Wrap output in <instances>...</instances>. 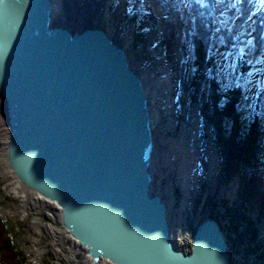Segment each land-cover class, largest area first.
<instances>
[{
  "label": "water",
  "instance_id": "95a60500",
  "mask_svg": "<svg viewBox=\"0 0 264 264\" xmlns=\"http://www.w3.org/2000/svg\"><path fill=\"white\" fill-rule=\"evenodd\" d=\"M55 6L0 0L4 157L19 195L53 210L89 264H234L211 216L177 247L152 190L153 90L122 39L56 24Z\"/></svg>",
  "mask_w": 264,
  "mask_h": 264
},
{
  "label": "rangeland",
  "instance_id": "374dc122",
  "mask_svg": "<svg viewBox=\"0 0 264 264\" xmlns=\"http://www.w3.org/2000/svg\"><path fill=\"white\" fill-rule=\"evenodd\" d=\"M65 1L61 0L63 5ZM74 1L72 0V4ZM76 1L80 3L77 6L76 17L81 16L83 12H88L93 19L100 18L101 22L105 10L111 13L113 28H115L111 31L113 33L111 38L114 41L119 42L122 39L121 35L127 30L131 33L132 41L126 51L132 53L133 60L139 64L135 66L137 69L149 66L147 64H155L154 67H150L151 72L158 70L157 74H160L159 71H162L164 83L167 80L171 83L172 80L169 96L173 99L165 104V109L171 110L162 114L154 124L153 137L157 157L152 165V190L160 192L162 198L167 201L171 235L177 247L188 251L195 224L205 216L213 214L218 217L219 221L215 219L220 225L224 224L231 228V222H233L241 235L237 241L242 239L243 242L236 248L237 252L233 253L230 249L233 259L239 264H264V219L260 217L258 206L254 202L246 201L241 204L240 184L237 177L229 180L221 177L218 166L219 155L215 149L211 122L204 123L201 116L204 113L207 119L212 118L210 102L207 100V96L211 93V81L208 77L199 81L198 86L201 89L194 97L197 102L194 103L190 100L193 94L182 79L180 67L184 60V53L178 47L186 43L183 29L179 27L173 36L171 48L175 47L174 54L171 55L168 52L165 55L163 49L159 47L162 42L168 41L167 34L164 32V18L160 17L162 12L154 15L152 23L146 21L141 26L136 19L126 18L125 7L130 5L140 12L149 10L150 15L153 9H147L141 4V6L137 4L136 7L133 0L129 2L123 0L122 3H119V0ZM142 1L145 2V0ZM261 3H264V0H258L256 10ZM73 24L75 25L71 27L74 30L87 26L78 22ZM120 26L121 29H119ZM142 28L145 29V35L136 41L134 34ZM190 43L193 42L190 41ZM172 56L173 58L175 56L174 62H172ZM166 63L172 67L173 77V72H168ZM7 131L4 102L0 98V152L4 151ZM182 153L187 159L190 158L187 168L182 166ZM4 159L5 157L0 155V216L12 224L13 241L25 255L24 264H89L84 252L75 253V244L66 237L57 241L55 239V242L49 239L45 232L48 229L44 230L43 226L49 224L60 228L56 215L52 213L53 211L51 213L47 211L43 217L41 211L35 207V203L31 205L30 199L26 200L24 199L26 196L19 195L24 194L23 189H19L16 183L11 182V174L7 171ZM188 168L192 172L189 176ZM187 185V191L184 192V187ZM234 215H244L252 220L253 224L249 227L245 220L236 218ZM247 227L250 231L256 232V243L260 244V248L254 250L256 243L253 245L250 240H247V234H251L247 231ZM52 233L50 229L48 234L51 238L54 237ZM229 234L237 239L232 230Z\"/></svg>",
  "mask_w": 264,
  "mask_h": 264
},
{
  "label": "trees",
  "instance_id": "16d2710c",
  "mask_svg": "<svg viewBox=\"0 0 264 264\" xmlns=\"http://www.w3.org/2000/svg\"><path fill=\"white\" fill-rule=\"evenodd\" d=\"M159 2L168 38L162 42L164 54L171 52L179 27L186 38L185 45L178 48L184 53L180 72L193 94L190 100L197 103L194 97L201 89L199 81L207 77L211 81L207 100L212 118L207 119L204 113L201 116L204 123L211 122L220 175L224 180L237 177L241 204L254 202L264 219V5L256 10L258 0ZM124 14L141 26L143 22H153L147 12L130 5ZM144 35V28L137 30L135 40ZM210 216L218 220L217 216ZM234 217L242 218L249 227L253 224L244 215ZM231 223V228L221 224V230L229 248L236 253L243 240L237 241L241 235ZM249 227L247 240L254 245L256 232ZM231 230L237 239L229 234ZM12 232V224L0 216V264H24L25 255L13 241ZM258 248L260 244L256 243L254 250ZM233 262L239 264L235 259Z\"/></svg>",
  "mask_w": 264,
  "mask_h": 264
},
{
  "label": "bare ground",
  "instance_id": "6f19581e",
  "mask_svg": "<svg viewBox=\"0 0 264 264\" xmlns=\"http://www.w3.org/2000/svg\"><path fill=\"white\" fill-rule=\"evenodd\" d=\"M122 2H123V0H119V3H122ZM133 2L135 3L136 7H137V4H139V5L141 4L142 6H145L147 9L152 8L153 11H152L151 15H150L149 10L144 11V12H147L149 14V17L151 19H153V17H155L154 15L156 13H161V12L163 13V9L161 7V3L159 1H157V0H145V2H143L142 0H133ZM54 3L56 4V6H55L56 8L54 10V22L56 24H60V25L66 27V28H69V29H72L71 25H75L73 23H76V22L82 23V24L87 25V26L88 25H93V26L97 25V26H100V27L102 26V28L105 29L106 33L109 36L113 35V33L111 31H113L115 28H113V20H112L113 17L111 16L110 12H106V10H105L104 14L101 17L102 20L100 22V18L93 19L88 14V12H86V13L83 12V14L81 16L76 17L75 15L78 14L77 13V11H78L77 6L80 5V3H78V1H76V0L74 1L73 4H72V0H66L65 1V5H63L61 0H54ZM261 5H264V3H261L260 6ZM85 14H87V16H85ZM163 16H164V13L162 15L160 14L161 18ZM163 21H164V19H163ZM98 23H100V24H98ZM105 23H106V25H105ZM103 25H105L106 27L103 26ZM119 29H121V26H120ZM126 30L127 29H125V31ZM121 36H122V39H123L122 40L123 45L125 46V48H128L127 46L130 45L131 41H132L131 33L127 30ZM159 47L161 49H163L161 44H160ZM174 48L175 47L171 48V52H170L171 55L174 54L173 53L174 50H175ZM127 54L129 55V57H131V58L133 57L132 53H127ZM171 59H172V62H174L175 61V56H174V58L172 56ZM132 60H133V58H132ZM133 63L132 64L135 65L136 67L139 65L134 60H133ZM166 64H165V66H166ZM147 65H149V66H146V67L140 69V72L142 73L143 77L145 78V81L147 82L148 89L149 90L152 89L153 93H154V96L152 95L153 98H152V102H151V108H152L153 117H154L152 119V127H153V130H154V124L157 122V119H159L160 116H162V114H166L167 111L169 112V110H171V109L166 110L165 109V104L167 103V101H172V99H173L171 96H169V93H170L169 89L172 88V80H171V83H170V80H167L164 83V76H163L164 74L162 75V71H159L160 74H157L158 70H157V72H153V71L151 72L150 69L152 67H154L155 64L154 65L153 64H147ZM167 66H168V64H167ZM136 67L133 66V68L137 69ZM156 68H157V66H156ZM138 70L139 69H137V71ZM167 70H168V72H173L172 73V77H173L174 71L172 70V67L168 66ZM168 78L171 79L169 76H168ZM158 80H160V82H157ZM166 96L168 98H165ZM163 110H165V111H163ZM169 124L171 125V122H169ZM155 150H156V144H155ZM3 152L0 155L5 156ZM156 157H157V151L155 152V157H153L152 165L156 161ZM181 158H182V161H181L182 162V166L184 165L187 168L188 167L187 166V162H190V158L187 159V157H185L183 153L181 155ZM4 164L6 165L5 159H4ZM6 167H7V165H6ZM151 172H152V166H151ZM191 173L192 172L190 171V168H188V174L187 175L189 176ZM9 174H10V172H9ZM187 188H188V185L184 187V192L187 191ZM30 201H32V203H37L38 200H35L34 198H32V199H30ZM49 208L50 207H48V209ZM47 211L51 213L53 210L49 209ZM64 235H66V234H64Z\"/></svg>",
  "mask_w": 264,
  "mask_h": 264
},
{
  "label": "flooded vegetation",
  "instance_id": "af4514ba",
  "mask_svg": "<svg viewBox=\"0 0 264 264\" xmlns=\"http://www.w3.org/2000/svg\"><path fill=\"white\" fill-rule=\"evenodd\" d=\"M24 199H28L29 200V197L27 198V197H25ZM35 207H37L40 211H41V213H42V216L43 217H45V215H46V213H47V208H46V206L44 205V204H42V203H37V204H35ZM53 214H54V212H52ZM59 227H60V225H59ZM48 229V231H45L46 232V234H47V236L49 237V239H51L53 242H55V239H56V241L58 240V239H63L64 237H66L62 232H63V230H62V228L60 227V228H57V227H54V226H51V225H49V224H47V225H44L43 226V229L45 230V229ZM51 229V233H52V231H53V233H52V235L54 236L53 238H51V236L48 234L49 232H50V229ZM67 238V237H66ZM68 239V238H67ZM71 242V241H70Z\"/></svg>",
  "mask_w": 264,
  "mask_h": 264
},
{
  "label": "snow or ice",
  "instance_id": "6c2138e0",
  "mask_svg": "<svg viewBox=\"0 0 264 264\" xmlns=\"http://www.w3.org/2000/svg\"><path fill=\"white\" fill-rule=\"evenodd\" d=\"M208 72H209V76L211 77V69H209Z\"/></svg>",
  "mask_w": 264,
  "mask_h": 264
}]
</instances>
